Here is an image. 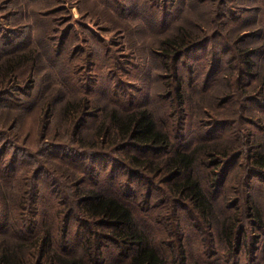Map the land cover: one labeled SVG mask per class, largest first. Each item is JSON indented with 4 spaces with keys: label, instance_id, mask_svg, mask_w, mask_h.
Returning a JSON list of instances; mask_svg holds the SVG:
<instances>
[{
    "label": "trees",
    "instance_id": "1",
    "mask_svg": "<svg viewBox=\"0 0 264 264\" xmlns=\"http://www.w3.org/2000/svg\"><path fill=\"white\" fill-rule=\"evenodd\" d=\"M260 1L262 7L235 9L232 0H220L214 8L210 0V15L203 12L199 20L204 1L189 0L187 9L171 0L142 2L141 17L157 42L147 52L157 72L158 111L140 99L145 89L120 78L136 79L143 70L133 52L128 56L133 73L127 75L114 54L109 63H98L97 57L95 78L83 81L70 57L68 36H48L51 13H35V21L46 30L37 45L20 49L0 37V115H6L0 137L10 135L18 121L14 118L22 113L44 116L38 148L22 147L20 155L12 151L9 159L8 147L0 148V264H175L178 260L157 247L156 230L141 224L146 217L137 214L142 202L149 212L158 184L163 196L180 202L194 220L214 227L216 236L205 242L207 250L214 247L226 260L231 257L232 264H240L247 252L242 242L245 221L236 210L223 214L224 197L221 202L207 192L210 186L227 184L228 175L240 168L243 126L255 130L243 146L252 173L247 180H264V140L253 145L256 132L264 134ZM182 12L192 20L179 17ZM222 30L232 32L231 41ZM42 61L51 81L44 94V85L34 78ZM27 78L29 85L21 91L18 83ZM59 116L70 124L72 143H59L49 132ZM238 129V141L228 137ZM33 161L36 166L30 169ZM48 162L73 177L47 167ZM141 180L147 185L144 199L138 196L145 186ZM247 204L245 219L263 230V211L251 198ZM162 209L157 204L154 211ZM213 254L212 260L196 256L190 264H228L213 260ZM262 257L255 264H264ZM180 258L187 260L183 251Z\"/></svg>",
    "mask_w": 264,
    "mask_h": 264
},
{
    "label": "rangeland",
    "instance_id": "2",
    "mask_svg": "<svg viewBox=\"0 0 264 264\" xmlns=\"http://www.w3.org/2000/svg\"><path fill=\"white\" fill-rule=\"evenodd\" d=\"M144 0H0V37H4L3 41L10 42L11 40L18 45L19 48H28L33 45L39 44L36 39L45 40L46 30L45 25L35 21V13H51L50 14V32L48 34L51 37L53 34V39L57 40L61 35H67V47L71 53L70 57L73 58L76 68L80 71L78 75L84 81L88 78H95L94 68L96 64V59L98 57V63H109L112 60V56L118 58L116 62H120V67L128 71L127 75L133 73L132 68L129 66L131 61L128 58L130 52L136 55L137 59L140 60V64L143 65V70L139 77L136 79H126L121 76V80L128 85L136 86L137 89H145L144 94L140 96V99L144 98L145 103L151 104V108L158 111L159 105L156 102L155 96L158 94L157 84L154 83L155 74L157 73L154 64L148 63V47L156 46V37L153 31L150 29L149 25H145L141 13L140 7ZM159 3L162 0H158ZM195 1V0H194ZM205 2L204 5H199L198 14L196 15V20H199V15L202 16L204 12L205 16H209V6L207 3L210 0H200ZM220 0H211L212 7H215L216 2ZM223 1V0H221ZM234 1V8L236 7H250L260 5L262 7L260 0H232ZM174 4L180 5L182 8H188L189 0H171ZM19 4V6L16 5ZM173 4V5H174ZM232 6H230L231 9ZM236 9V8H235ZM262 11V8H261ZM260 11L258 15V25L264 29V14ZM256 14V13H255ZM258 14V13H257ZM179 17L182 19L185 17L184 12L178 13ZM186 14L185 21L187 18L191 21L192 18ZM204 23H202L203 25ZM53 29V31H52ZM223 31L224 38H228L229 41L233 38L230 31ZM207 32V31H206ZM64 33V34H63ZM46 41H44L45 43ZM154 42V43H153ZM146 54V64L144 68V57ZM38 55V54H37ZM95 57V58H94ZM41 61V59H40ZM97 63V64H98ZM37 79L40 86L41 83L44 85L43 93L46 91L48 84L51 82L47 70L43 66V61L39 64ZM47 65H50L49 63ZM52 68L56 65H50ZM53 70V69H51ZM28 75V74H26ZM53 77H57V74L51 73ZM264 75V74H263ZM29 78L22 80L18 83L21 91H26ZM49 88V87H48ZM136 92V91H135ZM147 93V97L145 96ZM145 96V97H144ZM15 100V98H13ZM197 99L194 96V101ZM207 103L210 100H206ZM211 104H209L210 108ZM13 115V113H11ZM14 116V115H13ZM216 116L213 114V117ZM43 117L40 113L27 112L26 114H21L18 119L16 127L10 131V135L3 138L0 137V148L3 146L8 147L7 159L11 157L12 151L20 155V149L22 147L28 148H38L40 146L41 140V130L43 128ZM6 115H0V124L5 120ZM55 123H51L49 126V132L53 135L54 139L60 141L59 143L70 142L71 135L70 124L67 121H62V117H56ZM264 122V118H263ZM9 123V122H8ZM244 127V138L240 137V147L238 148V153L242 154L241 165L239 169L233 174H229L226 180L227 184L210 186V192L208 195L214 199H219L223 202L221 209L223 214H229V211L236 210L239 211L240 217L243 219V246L246 253L240 256V264H255L257 260H263L262 255L264 254V229H255L247 221L249 217L245 219L244 214L247 213L245 210L248 198H251V202L254 200L255 203L261 208L264 214V180L261 182L260 179L255 177V181L251 184L248 182L247 178L252 176V173L247 168L245 164L246 155L248 151L243 148L246 143L247 135L253 133L255 130L248 132V128ZM243 130V128H242ZM241 129H238L236 133H231L228 137L234 138L242 134ZM65 132V133H64ZM227 132V131H226ZM229 133V132H228ZM261 132H256V137L253 138V145L260 143L264 140V134ZM25 139H30L29 143H25ZM238 137L236 141H238ZM13 145L14 148L12 147ZM237 150V149H236ZM43 155V154H42ZM52 163H46L49 168L56 169L59 173H66L67 175L73 177V173L69 170H63L62 168L50 165ZM36 166L34 161L29 166L33 168ZM242 167V168H241ZM118 169L124 170V167H118ZM197 169L200 173H205L203 171V166L198 165ZM61 170V171H60ZM256 174V171L254 172ZM253 173V174H254ZM204 175V174H203ZM144 183V188L138 193L139 199H144L146 195L147 185ZM129 185V182H126ZM254 185L252 187H247L246 185ZM164 187H167L164 185ZM163 186L157 185L156 198L151 200L149 206V212L144 208V202L137 209V214L139 218L146 217L144 221H139L141 224L151 227L156 230L154 234V239L156 245L162 252L167 254L170 259L173 257L178 260L175 264H190V260L195 259L196 256L203 257L204 259H211L212 255L215 253L217 256L213 258L215 261H223V263L232 264V258L230 257L226 260L225 255L216 251L215 248H210L207 250L205 248V242L211 239L210 235L216 236V230H210L204 222L199 223L194 220L193 214L187 210L183 211L180 207V202H176L173 199L163 196ZM220 191H223L220 193ZM154 192V193H155ZM224 197V200H222ZM228 199V200H227ZM236 201L234 206L231 203ZM157 204H163V209L159 211H154ZM173 211H175L173 213ZM246 212V213H245ZM140 213V215H139ZM248 214V213H247ZM246 214V215H247ZM174 218V220H172ZM150 221L152 224H150ZM201 222V221H200ZM246 223V224H245ZM199 224V225H198ZM257 238L254 241V238ZM261 240V242H260ZM259 241V242H258ZM182 244V245H180ZM252 254H250V252ZM183 251L184 255L187 256V260L183 261L180 258V253ZM226 260V261H225ZM174 264V263H173Z\"/></svg>",
    "mask_w": 264,
    "mask_h": 264
}]
</instances>
